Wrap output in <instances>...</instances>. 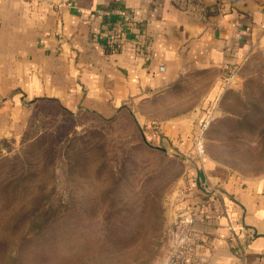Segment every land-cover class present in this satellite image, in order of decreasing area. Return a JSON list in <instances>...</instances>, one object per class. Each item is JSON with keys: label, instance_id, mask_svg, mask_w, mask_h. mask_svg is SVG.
Wrapping results in <instances>:
<instances>
[{"label": "crops", "instance_id": "1", "mask_svg": "<svg viewBox=\"0 0 264 264\" xmlns=\"http://www.w3.org/2000/svg\"><path fill=\"white\" fill-rule=\"evenodd\" d=\"M114 4L144 20L145 51L131 43L110 51L97 39L104 19L96 12ZM204 5L202 12L195 0H0V141L22 137L34 104L48 100L104 120L125 115L154 144L164 139L192 158L225 79L264 48V0ZM195 161L204 187H222L244 205L247 226L238 204L197 187L193 168L170 211V246L175 216L191 208L195 264H264V236L252 229L264 233V179Z\"/></svg>", "mask_w": 264, "mask_h": 264}, {"label": "rangeland", "instance_id": "2", "mask_svg": "<svg viewBox=\"0 0 264 264\" xmlns=\"http://www.w3.org/2000/svg\"><path fill=\"white\" fill-rule=\"evenodd\" d=\"M224 82L192 159L264 179V48ZM141 130L125 115L34 104L22 137L0 141V264H161L195 167Z\"/></svg>", "mask_w": 264, "mask_h": 264}, {"label": "built area", "instance_id": "3", "mask_svg": "<svg viewBox=\"0 0 264 264\" xmlns=\"http://www.w3.org/2000/svg\"><path fill=\"white\" fill-rule=\"evenodd\" d=\"M202 12L205 11L204 0H195ZM104 19V26L97 33V39L111 51L119 50L125 43H131L137 51L146 50V40L138 31L143 19L136 17L126 9L113 6L99 12ZM114 21V22H113ZM235 72L226 79H233ZM200 144V143H199ZM174 233L175 243L168 252L167 264H195L197 259L196 243L193 241L196 216L191 208L175 216ZM232 230V226H228Z\"/></svg>", "mask_w": 264, "mask_h": 264}, {"label": "water", "instance_id": "4", "mask_svg": "<svg viewBox=\"0 0 264 264\" xmlns=\"http://www.w3.org/2000/svg\"><path fill=\"white\" fill-rule=\"evenodd\" d=\"M144 136V135H143ZM145 138V137H144ZM182 158L186 161H190L194 164L195 170H196V185L197 187L203 191V193L207 194V195H220L222 196V198L224 199V201L226 200H230L236 204H238L242 209H243V215H242V224L243 226H247L245 223V216H246V208L244 207V205L237 200L233 195H231L227 190H225L222 187H215L212 189H207L206 187H204L201 183V179H200V168L197 165L196 161L192 158H190L189 156H182ZM253 235L256 236H264V233H258L257 228L253 227Z\"/></svg>", "mask_w": 264, "mask_h": 264}, {"label": "trees", "instance_id": "5", "mask_svg": "<svg viewBox=\"0 0 264 264\" xmlns=\"http://www.w3.org/2000/svg\"><path fill=\"white\" fill-rule=\"evenodd\" d=\"M114 22V21H113ZM108 49V48H107ZM109 50V49H108ZM111 51V50H110ZM144 135H145V137H146V141L147 142H145L146 144H147V147H149V148H151V149H155V150H158V151H160L161 153H163V154H166V151H164V150H162V149H159V146H161L160 145V143L158 144V145H156V144H154V142H153V140L151 139V138H149L147 135V132H146V129H144ZM176 153H177V155H179L180 153H179V151L177 152V150H176ZM176 155V156H177Z\"/></svg>", "mask_w": 264, "mask_h": 264}, {"label": "bare ground", "instance_id": "6", "mask_svg": "<svg viewBox=\"0 0 264 264\" xmlns=\"http://www.w3.org/2000/svg\"><path fill=\"white\" fill-rule=\"evenodd\" d=\"M199 147H200V148L202 147L201 143L199 144Z\"/></svg>", "mask_w": 264, "mask_h": 264}]
</instances>
